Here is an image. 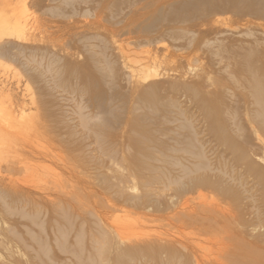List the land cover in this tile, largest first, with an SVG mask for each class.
I'll list each match as a JSON object with an SVG mask.
<instances>
[{"label": "rangeland", "instance_id": "374dc122", "mask_svg": "<svg viewBox=\"0 0 264 264\" xmlns=\"http://www.w3.org/2000/svg\"><path fill=\"white\" fill-rule=\"evenodd\" d=\"M164 2L0 0L2 27L24 26L21 37L0 33V264H160L145 248L177 242L211 262L223 236L172 218L185 200L165 185L186 174L264 211L250 88L264 72V22L178 24L180 2ZM141 67L155 76L143 82ZM220 188L191 191L187 208L228 207ZM255 228L249 240L264 234Z\"/></svg>", "mask_w": 264, "mask_h": 264}, {"label": "bare ground", "instance_id": "6f19581e", "mask_svg": "<svg viewBox=\"0 0 264 264\" xmlns=\"http://www.w3.org/2000/svg\"><path fill=\"white\" fill-rule=\"evenodd\" d=\"M172 1H174L175 3L180 2L179 4L180 7H177L178 5L176 6V8H179V9H175V10L180 11L177 14V16L183 15V18H180V21H178V24L184 23L186 25L185 22L187 23L190 22L189 19H191L192 17L201 18L205 16L203 18H206V16L208 17V16H213V15H218V14L220 15L221 14H231L237 17V19H240L239 22H237L235 25H239L240 21L244 18L245 19L247 18V20L245 21L243 20L245 22V25L243 26H246V25L249 26L248 24H250V21H253V22L263 21L264 22V0H165V2L162 4L170 5V2L172 3ZM8 6L6 5V7ZM173 17L174 18L176 17L175 14L173 15ZM224 25H227V24L224 23ZM230 27L231 26H229V29ZM172 29H173L172 26L167 28V30H172ZM23 32H24V26L19 21L12 24L11 27L7 26L6 29H4L2 27V24L0 23L1 35L4 34L8 36L21 37L23 35ZM162 39L163 38H161L160 36L157 38H153V40H147L145 42L147 44L156 45ZM197 45H195L192 48V50L198 49ZM228 59L229 58H227V60ZM251 59L244 58L245 61H248ZM193 64L195 65L196 62ZM151 70L145 67H141L140 69H138V73H139L138 78H140L143 82H145L148 78L154 77L155 72ZM251 73L253 74L254 72H251ZM259 73L260 75L257 74L258 76H255V77L254 75L251 76L253 78L250 82V88L255 98V103L258 107L260 126H262L261 128L264 130V83H263L264 78L263 80L262 78H260L264 76L263 75L264 72L261 74V72L259 71ZM198 166L199 167H196V172L200 170L205 171L204 167H201L200 165ZM248 170L250 172H253L251 166H248ZM257 174L259 175L257 179L260 178L261 181L259 179V182H261V184L263 185V188H261L263 190V192H261L263 193V196H262L263 198L261 199V202L263 204L264 203V178H263L262 173L259 172ZM183 176L184 177L182 178H185V179L181 183L177 179L171 178L170 180H168V182L165 179V183L167 182L165 187L168 186V189L173 193V195L177 199L185 200V203L181 205V207L183 206L181 211L173 214L172 218L173 219L176 218L179 224H181L182 226H185V225L190 226L191 227L190 229H193L198 235L204 234L206 236L208 235L212 237L213 236H223V239H225V244L224 243L222 244V248L219 254H217V256H215L214 259L208 263H199L196 260L195 252L192 250V248L188 244L184 242H177V245L179 247H175V245L166 246V245H162L159 243L158 245L148 246L145 249H148L147 252L151 250L150 257L154 259L155 258L158 259L157 261H159L158 263L160 264H214V263L215 264H264V238H263L264 234L260 233L262 237H259L261 236L259 233L257 235L254 233L256 235L254 236V238L251 237L252 235H250L251 240L247 238L249 234L253 233V232L248 233V231H251L253 229V231L255 232L256 230L255 227H258L260 230H263L264 232V211L259 212L258 209L254 208L253 213L245 212L244 208L239 207L240 201H239L238 193L233 191L232 189L220 188L221 186L219 187L218 185H220L221 183L219 184L218 182H213L210 179V177H212L210 175H208L210 177H207L205 175H197V176L195 175L191 177L190 175H187V174ZM182 178L180 179L182 180ZM118 179L121 180L120 177ZM217 179L219 180L220 178H217ZM208 188H215V189L220 188L219 190L223 197V201H227L228 205L226 203L225 205H227L228 207L225 208V207L217 206V207L206 208V207L199 205L197 207L189 206L187 208V205H189L190 203V199L186 197L187 194H189L191 191H197L198 193H200V191L203 189L209 190ZM211 190L213 191V189ZM141 207L142 208L149 207L145 199H142ZM252 214L254 217H251L252 219L251 220L250 216ZM254 222H256L257 224V226L255 227H253ZM249 228H252V229L250 230ZM144 253H145L144 250L140 251L138 254L137 252H131L130 254L128 253V257L129 258H136L137 256L143 257L146 255V254L144 255Z\"/></svg>", "mask_w": 264, "mask_h": 264}]
</instances>
